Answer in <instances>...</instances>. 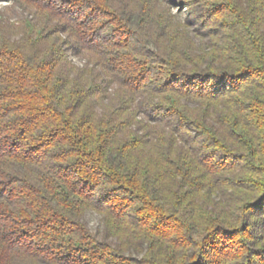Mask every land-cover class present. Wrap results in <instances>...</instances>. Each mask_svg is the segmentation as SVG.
I'll list each match as a JSON object with an SVG mask.
<instances>
[{
	"label": "trees",
	"instance_id": "16d2710c",
	"mask_svg": "<svg viewBox=\"0 0 264 264\" xmlns=\"http://www.w3.org/2000/svg\"><path fill=\"white\" fill-rule=\"evenodd\" d=\"M11 1L0 264H264V0Z\"/></svg>",
	"mask_w": 264,
	"mask_h": 264
},
{
	"label": "rangeland",
	"instance_id": "374dc122",
	"mask_svg": "<svg viewBox=\"0 0 264 264\" xmlns=\"http://www.w3.org/2000/svg\"><path fill=\"white\" fill-rule=\"evenodd\" d=\"M12 4L11 0H0V8H4L5 6H10ZM175 13H179V17L181 19L190 17V11H187L186 8L178 9V7L174 8ZM71 59L76 62L79 66H83L85 64V60L82 57H75L72 56ZM85 219L89 225V227L92 229L95 233H102L103 230V219L102 216L92 210H88L85 214Z\"/></svg>",
	"mask_w": 264,
	"mask_h": 264
}]
</instances>
